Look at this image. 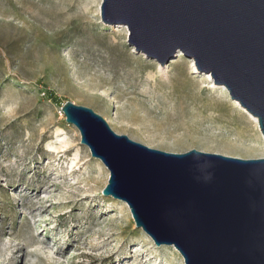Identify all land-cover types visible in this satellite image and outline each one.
Returning <instances> with one entry per match:
<instances>
[{
    "label": "rangeland",
    "instance_id": "374dc122",
    "mask_svg": "<svg viewBox=\"0 0 264 264\" xmlns=\"http://www.w3.org/2000/svg\"><path fill=\"white\" fill-rule=\"evenodd\" d=\"M100 4L0 0V264H184L102 196L109 173L65 122L66 102L150 149L264 157L247 112L209 75L181 53L161 65L134 53Z\"/></svg>",
    "mask_w": 264,
    "mask_h": 264
},
{
    "label": "water",
    "instance_id": "95a60500",
    "mask_svg": "<svg viewBox=\"0 0 264 264\" xmlns=\"http://www.w3.org/2000/svg\"><path fill=\"white\" fill-rule=\"evenodd\" d=\"M99 21L166 64L181 53L256 119L264 140V0H101ZM65 122L109 173L101 194L126 204L155 246L184 264H264V157L162 152L116 135L66 102Z\"/></svg>",
    "mask_w": 264,
    "mask_h": 264
},
{
    "label": "bare ground",
    "instance_id": "6f19581e",
    "mask_svg": "<svg viewBox=\"0 0 264 264\" xmlns=\"http://www.w3.org/2000/svg\"><path fill=\"white\" fill-rule=\"evenodd\" d=\"M192 67V66H191ZM192 69H193V67H192ZM207 80L209 81V88H215V86H212V83H211V79H210V77H207ZM219 89L221 90V91H224L225 92V90H224V88H222V87H219ZM244 113H246V112H244ZM247 115H248V117H249V119L252 121V123L254 124V127L256 128V130H257V132H258V134L260 135V138L262 139H260V141H261V143H262V149H263V152H264V140H263V138H262V135H261V133H260V130H259V128H258V126H257V122H256V119L255 118H253V117H251L248 113H246ZM257 134V133H256ZM262 155V154H261ZM99 161V160H98ZM100 162V161H99ZM126 206V205H125ZM127 207V206H126ZM127 209H128V207H127ZM128 211H129V209H128ZM148 237V236H147ZM149 238V237H148ZM150 239V238H149ZM151 240V239H150ZM152 241V240H151ZM153 242V241H152ZM154 243V242H153ZM155 245V244H154Z\"/></svg>",
    "mask_w": 264,
    "mask_h": 264
}]
</instances>
